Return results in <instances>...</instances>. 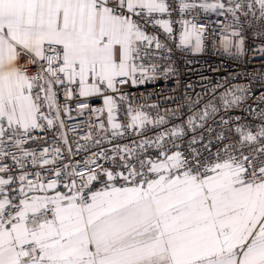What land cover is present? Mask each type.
Wrapping results in <instances>:
<instances>
[{"label":"snow or ice","instance_id":"6c2138e0","mask_svg":"<svg viewBox=\"0 0 264 264\" xmlns=\"http://www.w3.org/2000/svg\"><path fill=\"white\" fill-rule=\"evenodd\" d=\"M246 7L243 13L236 0H0V264H264V123L256 131L236 124L229 130L234 141L220 131L215 140L223 146L215 152L211 140L193 147L203 134L182 150V125L135 147L118 146L112 156L93 152L83 165L61 166L64 152L55 143L27 147L45 139L34 132L55 129L68 145L62 114H70L73 99L81 115L96 118L97 131L113 137L163 124L165 117L133 107L123 91L174 71L150 62L172 49L149 28L171 41L179 24L176 48L199 53L207 26L197 20L212 13L227 21L220 40L225 53L243 55L237 13L264 21V0H247ZM253 51L264 54V44ZM246 91L226 92L224 107L238 106ZM94 97L102 106L90 105ZM121 105L127 125L117 120ZM217 111L205 105L188 117L187 131L203 128ZM149 148L158 155H144ZM82 149L78 144L77 153ZM68 154L74 155L70 146Z\"/></svg>","mask_w":264,"mask_h":264},{"label":"built area","instance_id":"2783aa9c","mask_svg":"<svg viewBox=\"0 0 264 264\" xmlns=\"http://www.w3.org/2000/svg\"><path fill=\"white\" fill-rule=\"evenodd\" d=\"M227 3V0H224ZM244 4L243 13H247V0H236ZM173 7H175L173 3ZM243 13H237L240 17V27L243 29L245 37V52L243 55H229L225 53L221 47L220 40L222 36V24L227 23L225 17L215 14L200 13L197 22L206 24L207 31L204 38L203 50L199 53H193L189 49L176 48L178 43V33L180 31L179 24H173L175 39L168 41L158 29L149 28L150 32H157L160 38L172 49L169 53L161 50L151 58L150 62L159 63L161 66L171 65L174 69L167 77L160 75L157 79L147 81L144 84L133 86L131 83L124 86L123 91L127 93L132 106H144L142 110L148 113L153 119L160 116L165 117V122L160 125H148L145 129L137 134L135 131L124 129L123 136L113 137L111 131H97L95 125L98 123L96 118L89 112L80 114L76 110L77 100L68 101L71 108L69 115H63L65 122L64 132L67 136L68 145H64L60 140L56 139L54 133L59 131L34 132L33 135L45 137L44 140L32 142L27 147L39 150L43 146L55 143L63 149L64 159L62 163H77L83 165L84 160L91 156L93 152L104 150L106 155L112 156L113 150L118 146L135 147L142 139L154 140L157 135L170 130L175 125L185 126L186 135L181 143L184 151L188 150V141L192 136L203 134L204 140L193 147L202 148L204 143L209 140L213 142L212 152L223 145L215 140V136L220 131H224L226 136L231 135L234 141L237 137L230 133V129L236 124H247L252 131H256L257 127L264 123L259 118V112L264 110V100L260 99L264 95V54L253 51L264 44V37L258 35L264 31V21L256 20L251 13L245 16ZM258 15V11H257ZM187 18H191L190 16ZM172 19H179V12L173 11ZM231 20V16L228 17ZM233 53L235 49L232 50ZM31 68L30 71H34ZM237 88H245L247 91L243 93L244 99L238 106L229 108L224 107L221 97L229 91ZM237 95L241 93L236 92ZM231 99V96L228 97ZM59 103H65L63 91L58 93ZM89 103L92 107L102 106V98H90ZM209 103L216 106L218 111L211 116L203 128H197L196 132H189L186 128V122L190 115L200 112L205 105ZM155 105V107H151ZM230 121L229 125L220 124L221 118ZM235 117H240L239 121ZM118 122L127 125L129 122L126 115L125 106L121 105L117 116ZM105 125L107 127L106 118ZM211 128L210 133L208 129ZM91 134L93 139L86 141L82 139ZM101 139L100 144H96L95 140ZM229 142L228 140L225 143ZM86 146V150L82 149L78 153L77 145ZM71 147L74 155L69 156L68 147ZM174 150V149H173ZM146 156L155 157L158 152L155 148L147 149ZM11 164V160L4 161ZM98 164L112 168L111 161L97 160ZM116 163H119L117 158ZM39 169L32 168L28 165V171L34 172ZM13 171L17 170L13 168ZM51 177V173H47ZM98 186V185H97Z\"/></svg>","mask_w":264,"mask_h":264}]
</instances>
